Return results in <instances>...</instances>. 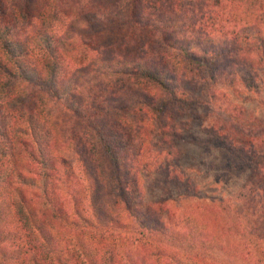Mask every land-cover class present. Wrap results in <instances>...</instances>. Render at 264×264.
Masks as SVG:
<instances>
[{"label": "trees", "instance_id": "16d2710c", "mask_svg": "<svg viewBox=\"0 0 264 264\" xmlns=\"http://www.w3.org/2000/svg\"><path fill=\"white\" fill-rule=\"evenodd\" d=\"M263 65L264 0H0V264H219L232 232L264 264V122L228 144L226 199L170 207L138 178L181 179L180 117Z\"/></svg>", "mask_w": 264, "mask_h": 264}, {"label": "rangeland", "instance_id": "374dc122", "mask_svg": "<svg viewBox=\"0 0 264 264\" xmlns=\"http://www.w3.org/2000/svg\"><path fill=\"white\" fill-rule=\"evenodd\" d=\"M259 77L261 81L255 88L237 85L234 90L222 89L227 98L214 99L211 105L195 107L180 117L182 139L176 144L181 156L176 165L181 179L176 181L163 166L141 170L138 178L143 200H159L170 207L211 204L237 190L247 171L236 166L227 148L231 140L237 143L236 139L243 138L247 130L259 131L263 125L264 65ZM217 107H227L228 114ZM221 246L210 253L219 264H247L238 256L236 233H225Z\"/></svg>", "mask_w": 264, "mask_h": 264}]
</instances>
